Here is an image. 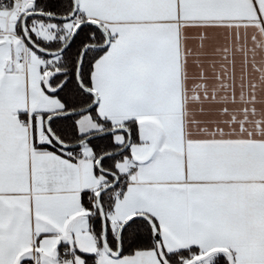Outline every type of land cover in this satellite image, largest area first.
Returning <instances> with one entry per match:
<instances>
[{
	"label": "snow or ice",
	"instance_id": "snow-or-ice-1",
	"mask_svg": "<svg viewBox=\"0 0 264 264\" xmlns=\"http://www.w3.org/2000/svg\"><path fill=\"white\" fill-rule=\"evenodd\" d=\"M0 264H264V0H0Z\"/></svg>",
	"mask_w": 264,
	"mask_h": 264
}]
</instances>
